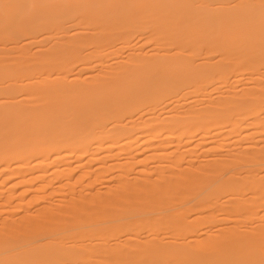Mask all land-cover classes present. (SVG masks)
Instances as JSON below:
<instances>
[{"label":"bare ground","instance_id":"1","mask_svg":"<svg viewBox=\"0 0 264 264\" xmlns=\"http://www.w3.org/2000/svg\"><path fill=\"white\" fill-rule=\"evenodd\" d=\"M0 264H264V0H0Z\"/></svg>","mask_w":264,"mask_h":264},{"label":"rangeland","instance_id":"2","mask_svg":"<svg viewBox=\"0 0 264 264\" xmlns=\"http://www.w3.org/2000/svg\"><path fill=\"white\" fill-rule=\"evenodd\" d=\"M240 85V83L238 84V86ZM226 89V87H223L222 89H220L222 92L224 91ZM218 91V92H221V91ZM218 92H216V93H218ZM225 92V91H224ZM54 201V200H53ZM56 203H57V201H56ZM59 208V206H57V207H53L52 206V209H58ZM103 214V212L99 209L98 210V213H97V216L96 217H94V218H92V223H95V222H98V221H100L101 220V215ZM78 221V218L77 217H73L72 218V220H71V223H70V227H74V224H76V222ZM32 230L30 229V228H27L24 232H22L21 234H20V236H15V237H22L23 239H29V238H31V236H32ZM15 237H10V240H13V239H16Z\"/></svg>","mask_w":264,"mask_h":264}]
</instances>
